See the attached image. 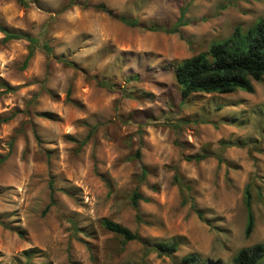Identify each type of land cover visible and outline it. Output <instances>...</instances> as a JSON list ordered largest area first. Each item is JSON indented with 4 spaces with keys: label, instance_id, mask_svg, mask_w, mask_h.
<instances>
[{
    "label": "rangeland",
    "instance_id": "obj_1",
    "mask_svg": "<svg viewBox=\"0 0 264 264\" xmlns=\"http://www.w3.org/2000/svg\"><path fill=\"white\" fill-rule=\"evenodd\" d=\"M25 2L0 0V264H176L192 252L234 264L264 244V77L253 92L182 99L174 76L263 18L264 0ZM181 8L178 31L148 29L173 28ZM158 240L177 251L144 255Z\"/></svg>",
    "mask_w": 264,
    "mask_h": 264
},
{
    "label": "trees",
    "instance_id": "obj_2",
    "mask_svg": "<svg viewBox=\"0 0 264 264\" xmlns=\"http://www.w3.org/2000/svg\"><path fill=\"white\" fill-rule=\"evenodd\" d=\"M25 4V0H19ZM184 8L180 9V17L173 28L166 26L150 25L148 29L165 31H178L182 23ZM125 24L138 25L137 20L129 17L119 18ZM16 37L15 34L7 33L5 38ZM32 40V39H31ZM176 82L180 85L182 99L196 92L204 93H230L236 90L253 92L252 80L259 81L264 77V17L259 18L251 27L242 31L236 27L233 33L220 41L212 42L206 51L199 52L178 62L174 67ZM229 144L224 143L217 160L223 162L222 152ZM203 156H196L201 159ZM174 182L183 187L181 178L175 174ZM140 194H132V203L135 205ZM246 209V223L244 227L245 237H249L255 225V218L251 207V194L248 186L243 192ZM185 201V200H184ZM198 218L205 221L200 210L195 208ZM102 225L123 237L124 241L139 240L137 233L127 227L112 221L103 219ZM177 240H158L153 243L143 242L144 255L155 251L158 256H169L178 249ZM264 257V244L254 243L241 247L233 256L234 264H258ZM176 264H212L209 259L203 258L198 253H187L183 255ZM264 264V263H263Z\"/></svg>",
    "mask_w": 264,
    "mask_h": 264
}]
</instances>
